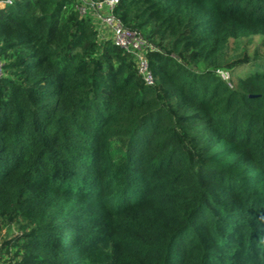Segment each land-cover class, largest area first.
<instances>
[{
  "label": "trees",
  "instance_id": "obj_1",
  "mask_svg": "<svg viewBox=\"0 0 264 264\" xmlns=\"http://www.w3.org/2000/svg\"><path fill=\"white\" fill-rule=\"evenodd\" d=\"M116 13L168 41L154 86L74 0L0 11V218L23 232L18 264H264V52H237L264 48V0Z\"/></svg>",
  "mask_w": 264,
  "mask_h": 264
},
{
  "label": "built area",
  "instance_id": "obj_2",
  "mask_svg": "<svg viewBox=\"0 0 264 264\" xmlns=\"http://www.w3.org/2000/svg\"><path fill=\"white\" fill-rule=\"evenodd\" d=\"M16 0H0V11L14 4ZM75 10L82 17H90L97 37L101 41H111L124 50L135 62L138 74L148 86L156 84V78L150 66L149 53L160 52V48L146 39L139 30L131 28L116 13L120 0H74ZM88 15V16H87ZM224 80H229L230 72L224 69L216 71ZM3 76V63L0 61V79Z\"/></svg>",
  "mask_w": 264,
  "mask_h": 264
},
{
  "label": "rangeland",
  "instance_id": "obj_3",
  "mask_svg": "<svg viewBox=\"0 0 264 264\" xmlns=\"http://www.w3.org/2000/svg\"><path fill=\"white\" fill-rule=\"evenodd\" d=\"M87 18L90 19V17H87ZM134 29H137V28H134ZM137 30H139L141 32V34L146 39L150 38L149 40L151 42H153L154 44H156V46L159 47L161 51H163V52L169 51L168 41L162 42L160 39L152 38L150 31L148 29H144V30L137 29ZM97 41L99 44H104V43L110 42V40L109 41H101V39H99L98 37H97ZM235 46H236L235 41L231 40L230 41L231 49L237 48ZM259 47H260V50L262 52H264V48H261L260 39L257 36L255 38H253L251 42L250 41L247 42V40H244V42L242 43V50L243 51L242 50L240 51L237 48V52H241L242 55H245V53H246V55L251 56L252 54H254V50L256 48H259ZM101 50H103V49H101ZM98 53H102V52L99 51ZM93 56L95 57L96 54ZM187 57H189V56H187ZM1 58L3 59V57H1ZM132 67H133V69L136 70L135 63L133 64ZM251 69H253V68L249 64L244 65V66L237 68V69H233V71H234L233 72V74H234L233 84L236 85L237 79L240 76H242L243 74L249 72ZM125 144H126L125 139L118 138V139L114 140V142L112 144V150L114 151V155L116 157L122 156L124 149H125ZM22 233L23 232L18 227V224L14 220H12V218L10 216H3L0 218V264H18L20 262V260L22 259V257L25 254L24 241L21 238Z\"/></svg>",
  "mask_w": 264,
  "mask_h": 264
}]
</instances>
